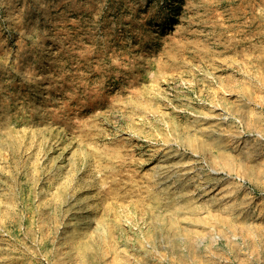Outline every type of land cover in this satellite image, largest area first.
Segmentation results:
<instances>
[{
  "label": "rangeland",
  "instance_id": "374dc122",
  "mask_svg": "<svg viewBox=\"0 0 264 264\" xmlns=\"http://www.w3.org/2000/svg\"><path fill=\"white\" fill-rule=\"evenodd\" d=\"M0 264H264V0H0Z\"/></svg>",
  "mask_w": 264,
  "mask_h": 264
},
{
  "label": "bare ground",
  "instance_id": "6f19581e",
  "mask_svg": "<svg viewBox=\"0 0 264 264\" xmlns=\"http://www.w3.org/2000/svg\"><path fill=\"white\" fill-rule=\"evenodd\" d=\"M216 173H218V171H216L215 174H216ZM195 182H197L196 179L192 180V183H195ZM205 188H206V187H205Z\"/></svg>",
  "mask_w": 264,
  "mask_h": 264
}]
</instances>
